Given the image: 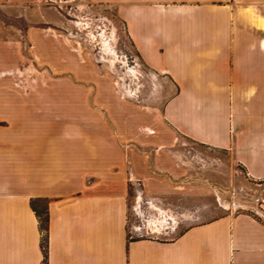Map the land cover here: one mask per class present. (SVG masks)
<instances>
[{
  "label": "crops",
  "instance_id": "1",
  "mask_svg": "<svg viewBox=\"0 0 264 264\" xmlns=\"http://www.w3.org/2000/svg\"><path fill=\"white\" fill-rule=\"evenodd\" d=\"M92 1L118 5L139 60L168 79V131L228 151L264 180V0ZM9 94L0 99V264H44L45 255L46 264H264V222L246 213L167 238L179 219L163 210L147 235L130 237V185L159 203L188 194L170 168L158 171L151 148L75 92L46 91L49 106ZM35 207L47 212L46 253Z\"/></svg>",
  "mask_w": 264,
  "mask_h": 264
},
{
  "label": "rangeland",
  "instance_id": "2",
  "mask_svg": "<svg viewBox=\"0 0 264 264\" xmlns=\"http://www.w3.org/2000/svg\"><path fill=\"white\" fill-rule=\"evenodd\" d=\"M52 90L75 92L80 104L89 102L122 136L140 138L142 149H167V157L152 153L149 160L161 162L158 171L167 165L166 172L188 194L159 203L130 185V237L147 235L146 228L154 227L148 221L167 218L163 210L179 219L176 233L167 238L227 213L264 222V180L249 178L228 151L177 140L168 131L162 115L170 83L139 60L117 4L0 0V99L21 91L35 95L29 98L33 104L49 106L46 91ZM184 217L189 221L181 222Z\"/></svg>",
  "mask_w": 264,
  "mask_h": 264
},
{
  "label": "trees",
  "instance_id": "3",
  "mask_svg": "<svg viewBox=\"0 0 264 264\" xmlns=\"http://www.w3.org/2000/svg\"><path fill=\"white\" fill-rule=\"evenodd\" d=\"M35 211L37 212V215L40 219V228L42 232L44 233V239L42 241V248L44 249V252L46 253V232L48 229V217L47 212L45 209L35 207ZM44 264H46V255H45V261Z\"/></svg>",
  "mask_w": 264,
  "mask_h": 264
},
{
  "label": "built area",
  "instance_id": "4",
  "mask_svg": "<svg viewBox=\"0 0 264 264\" xmlns=\"http://www.w3.org/2000/svg\"><path fill=\"white\" fill-rule=\"evenodd\" d=\"M141 237H144L145 235H140Z\"/></svg>",
  "mask_w": 264,
  "mask_h": 264
}]
</instances>
